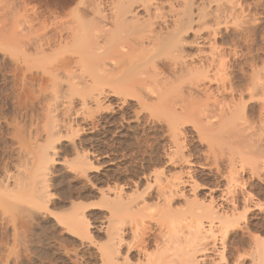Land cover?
<instances>
[{
	"label": "rangeland",
	"instance_id": "1",
	"mask_svg": "<svg viewBox=\"0 0 264 264\" xmlns=\"http://www.w3.org/2000/svg\"><path fill=\"white\" fill-rule=\"evenodd\" d=\"M88 1L83 7L80 0H0V264H110L104 251L110 246L111 238L108 236H111L112 225L116 222L112 208L117 199L116 189H122L124 199L143 190L141 200L145 198L146 204L150 202L149 206L153 200L157 204L153 203L155 208L150 206L153 210L145 211L157 210L162 215L167 208L165 210V198L159 195L158 183L163 179V184H166L176 176L174 182L183 181V185L174 188V198L168 200L173 210L182 208L183 212V207L187 211L194 207L196 212H200L212 200L214 210L219 214L229 212L231 216L235 212L239 216L240 213L239 217L234 213V223L228 226L227 231L224 230L225 235L223 232L218 234L224 242H218L223 245L218 247L227 248V253L234 252V256L248 254L240 264H253L249 253L256 250L262 253L260 246L264 243V0H148L149 3L152 1L150 17L142 7V1L138 5L134 3V12L128 15V21H133L128 22L129 28L121 25L123 29L121 27L120 30L119 26L114 27L115 22H109L112 27L107 26L109 30L113 27L120 30L112 29L118 35L117 39L125 34L121 40L124 48L119 47L120 50L115 51L113 45L116 42L108 38L115 41L116 35L113 33L112 37L110 32L104 36H109L107 39H99L101 45L104 39L106 42L103 44L105 47L96 50L100 53L88 52L90 42L87 43L86 37L89 38V33V36L84 34L83 40L78 36L77 43L71 40L65 45V21L69 19L75 24L70 12L78 7L87 9L91 1L94 2L92 5H102L101 11L113 18L119 8L116 6L123 0ZM134 1L127 0L128 3ZM156 4L158 7H154ZM91 7L87 10L90 11ZM189 8L193 11L192 24L189 23L191 28L187 25L188 30L185 28L182 33L184 40L179 42L177 50L180 55H175L181 56L182 53L183 58L178 57V60L181 58L180 61L185 62L186 69H191V72L176 71V58H173L176 56L171 58L170 53L169 60L167 50H163L158 58L161 64L156 62L161 67H156L162 68L159 71L163 70L168 79L163 74L158 75V79H166L163 78L164 84L162 82L158 95L160 86L153 83L157 79L153 76L156 67L152 64H147L145 70L144 66L139 67L140 60L143 61L141 57L147 60L156 49L146 40L138 44L139 35L135 41L133 27L141 22L145 26L147 21L144 29L153 25L159 28L164 24L162 15L167 16L166 19L170 17L172 23L173 18L185 13L182 9ZM66 13H69V18ZM88 13L86 20L99 17L91 11ZM156 16L158 19L154 18ZM135 17L139 18L136 26L133 25L137 20ZM153 20L159 21L153 24ZM162 27L167 30L166 24ZM45 35L51 37L49 45L41 39ZM127 39L132 41H129L131 44L138 40V46L135 43L130 46ZM72 44L75 51L83 50V59H78L80 54L73 48L76 56L69 48L66 49ZM212 46L217 47L215 54L218 53L213 65L210 60ZM131 47L133 53L130 54ZM101 54L105 60L97 57H102ZM127 57L132 64L136 63L130 64ZM125 63L126 68L122 66ZM124 68L126 71L132 69L127 71L128 75L132 74L133 81L128 82L127 79L132 87L119 83L118 87L123 86V90L120 87L119 90L113 83L117 78L114 80L112 77L114 81L111 82L108 77L121 75ZM142 69L147 72L141 73ZM173 75L179 77L174 79L176 76ZM100 76L102 79L108 77L103 81ZM107 79L111 80L110 86L116 88L110 87ZM179 81L182 83H179L180 92L173 89L170 93L173 83ZM145 82L157 86L156 94L154 89L147 90ZM166 88L169 93L163 92ZM72 89L77 92H72ZM182 104L186 107L183 111ZM171 105L177 113L182 112L181 115L185 116L178 121L175 119L177 126L174 123L172 126L171 117L167 116L174 113H170L174 110ZM51 129H55V133ZM48 134L52 136L50 139L55 136V142V138L50 140ZM44 146L54 152L52 161L48 159L50 171L47 170L45 183L49 198L48 195L44 197L48 198L45 203L42 198H36L37 194L34 195L41 184L38 183L36 188L33 185L37 182L33 179L39 172L38 156L47 151ZM41 150L45 152L41 153ZM167 196L171 197L169 192ZM233 202H237L236 205ZM136 207L132 212L138 209ZM139 210L135 211L134 218L142 213ZM192 211L183 212L181 216H187V219L183 218L187 221L184 223L192 222L193 217V222L196 221L200 213L196 216L197 213ZM192 214L194 216H190ZM79 216L89 221L88 227L82 220L75 221ZM145 218L146 222L149 220L154 224V233L167 232V224L159 226ZM127 220V226L124 222L123 226L125 232L131 229L126 236L130 240L132 230L140 222L132 219L127 224ZM206 223L209 228L210 223ZM212 225L217 231L218 221ZM155 248L153 243L150 250ZM235 261L229 260L227 264H236Z\"/></svg>",
	"mask_w": 264,
	"mask_h": 264
},
{
	"label": "bare ground",
	"instance_id": "2",
	"mask_svg": "<svg viewBox=\"0 0 264 264\" xmlns=\"http://www.w3.org/2000/svg\"><path fill=\"white\" fill-rule=\"evenodd\" d=\"M82 0H80V2H81ZM87 1V0H86ZM86 1H82L81 2V4H82V6L83 5H85L86 6ZM89 1H91V0H89ZM88 1V2H89ZM95 1V0H94ZM128 1H130V0H128ZM133 1V0H132ZM142 1V2H141ZM153 1V0H152ZM151 1V2H152ZM80 2H79V4H80ZM92 2L93 1H91V4H89V5H87V9L88 8H90L91 6H93V7H91V9H90V11H91V13L93 12V14L94 13H96V15L97 14H99L98 16V18L96 17V19H93V18H91V20L89 19V20H86V17H87V15L89 14L88 12H90V11H88L87 9H83L82 8V10H81V8L79 9V7L75 10V11H71L70 13H72V14H69V13H66V16H67V18H69V16H71V17H73V19L72 18H70V19H72V21H74L75 22V24L73 23V22H71V20L69 21V19L67 20V21H65V45H66V43H68L69 44V41H70V43H71V40H75L76 42L75 43H77V40L78 39H80L81 38V36H82V40L84 39L83 37L85 36L86 37V35H84V34H90V36H89V34L87 35V36H89V38H90V40H88L89 38L88 37H86V39H87V43H89L87 46H88V52H96V50L97 49H100L101 48V46H102V48L103 47H105V46H103V44H104V40L105 39H107L106 37H104V36H107L108 34H110V32H112L111 33V35L110 36H112L113 37V33H114V35H116V32L117 31H120L121 29V27H122V29H123V26L124 25H126V27L129 25V23L132 21H128V15L130 14V13H133L134 12V9L135 8H133L135 5H134V3H138L139 2V4H140V2H141V4H142V7L144 6V8H145V10H146V12L147 13H149V14H147V15H149V17H150V14H151V2L149 3V1L148 0H135L134 2H130V3H128L127 2V0H126V2H125V0H123L122 1V3H126V4H119L118 6H116L117 8V10H115L116 12H115V16L113 17L114 18V20H113V18H111V16L110 15H106V13H104L103 11H101L102 10V8L100 7V6H102V5H92ZM95 2H97V1H95ZM187 3V1H184V3ZM84 3V4H83ZM128 3V4H127ZM132 3V4H131ZM158 3V2H157ZM93 4H94V2H93ZM95 4H98V3H95ZM99 4H101V3H99ZM130 4V5H129ZM153 4H155V3H153ZM188 4H190V3H188ZM66 5H67V3H66ZM65 5V6H66ZM105 5H106V3H105ZM108 5V4H107ZM123 5H125V6H123ZM127 5V6H126ZM138 5V4H137ZM136 5V6H137ZM158 4H156V5H154V7L155 6H157ZM186 5V4H185ZM122 8H121V7ZM153 6V5H152ZM191 6V5H190ZM189 6V7H190ZM193 6V5H192ZM84 7V6H83ZM112 7H114L115 8V6H112ZM158 7V6H157ZM159 7H161V5L159 6ZM186 7V6H185ZM187 8V7H186ZM185 8V9H186ZM155 9H157V8H155ZM65 10H67V9H65ZM109 10V9H108ZM144 10V9H143ZM192 10V8H189V9H187V10H183L182 9V11H184L185 13L181 16V17H175V18H173V19H175L174 20V22H173V20H172V23H170V17L168 18V19H166L167 18V16H163L162 14L163 13H161V15H162V17H164V20H163V18H162V21H163V23L164 24H166V31L164 30V27H162V26H164V24L162 25V26H160L159 28H157L158 27V25H156L157 27H155V25H153L152 26V28H150V26H149V28L148 29H144V27L145 28H147L146 27V22L144 23L145 24V26L143 27L142 26V24H143V22H141V24H138V22L137 21H139V18L137 19V17H135V19H137L136 20V23L134 22V24L133 25H137L136 27H133V25H131V27H133L132 29L134 30V32H132V33H134L135 34V38H134V40L136 41V37H137V35H139L138 36V40H140V42L138 43V40H137V42L136 43H138V44H141V41L143 42H145V40L146 41H148V42H151L152 43V45L153 46H151L153 49L155 48L156 50H155V53L154 52H152V53H150L149 55L150 56H148V58H147V60H145L144 61V57L142 56L141 58L143 59V61L142 60H140L141 61V63H142V65H141V63H140V65H139V67L140 66H144V70L146 69L145 68V66L147 67V64H152L153 65V67L155 68L156 66H159V67H161L160 65H156V62H158L160 59H158V58H160V55L162 54V52H163V50H167V53L169 54V55H167V53H166V55H167V58H169V60H171L170 59V57H168V56H171V58L176 54H178V52H177V50L179 51V42L181 43V41H183L184 39H182V38H184V37H182L184 34H182V33H184L185 32V28H187V30H188V27H187V25H189V29L191 28L190 27V24H192V22H191V20H192V14H193V11H191ZM217 10V9H216ZM155 11H157V10H154V12ZM168 11V10H167ZM166 11V12H167ZM181 11V12H182ZM69 12V11H68ZM99 12V13H98ZM112 12H114V9H113V11ZM158 12V11H157ZM211 12V11H210ZM209 12V13H210ZM102 13V14H101ZM174 13V12H173ZM216 13H217V11H216ZM68 14H69V16H68ZM155 14V13H154ZM165 14V13H164ZM178 14H180V13H178ZM203 14V13H202ZM204 14H205V12H204ZM112 15V14H111ZM134 15V14H133ZM132 15V16H133ZM137 14H135L134 16H136ZM153 15V14H152ZM151 15V16H152ZM155 15H157V13L155 14ZM159 15H160V12H159ZM158 15V16H159ZM167 15H169V14H167ZM171 15V14H170ZM172 15H174V14H172ZM176 15H177V13H176ZM89 16V15H88ZM93 16H95V15H93ZM154 16V15H153ZM186 16V18H184ZM91 17V16H90ZM149 17H147V19H145V20H148V18ZM166 17V18H165ZM203 17H206V15L205 16H203ZM202 17V18H203ZM66 18V17H65ZM95 18V17H94ZM132 18V17H131ZM140 18H141V16H140ZM155 19H158V18H160V16L157 18V16L156 17H154ZM130 19V18H129ZM133 19V18H132ZM142 19V18H141ZM151 19V18H150ZM149 19V20H150ZM111 20V21H110ZM144 20V21H145ZM69 21V22H68ZM118 22V24H117V22ZM135 21V20H134ZM143 21V20H142ZM159 21V20H158ZM158 21H155V22H158ZM204 21V20H203ZM68 22V23H67ZM109 22L111 23L112 22V24H113V22H115L116 24H117V26L115 25V23L113 24L114 25V27H117L118 28V26H119V28L118 29H120V30H118L117 28H112V29H117L116 30V32H115V30H112L111 28H110V30H109V27L111 26V24H109ZM129 22V23H128ZM155 22H154V20H153V24H155ZM191 22V23H190ZM70 23V24H69ZM72 23L74 24V25H72ZM132 23H133V21H132ZM140 23V22H139ZM149 23V22H148ZM147 23V24H148ZM150 23H152L151 21H150ZM190 23V24H189ZM120 24V25H119ZM128 24V25H127ZM157 24H159V23H157ZM161 24H162V22H161ZM72 25V26H71ZM110 25V26H109ZM112 25V26H113ZM121 25H123V26H121ZM148 25H151V24H148ZM147 25V26H148ZM173 25V26H172ZM107 26H109L108 28H107ZM111 26V27H112ZM130 26V25H129ZM129 26H128V28H129ZM172 26V27H171ZM107 29H106V28ZM125 27V26H124ZM193 27V26H192ZM126 29V28H125ZM131 29V30H132ZM112 30V31H111ZM114 31V32H113ZM61 32H62V30H61ZM127 32V31H126ZM122 32H120V34H121ZM128 33H130V32H128ZM47 34V33H46ZM118 34V33H117ZM122 35V36H121ZM121 35H119V38L117 39V36L118 35H116V38H115V41H114V38H112L111 39V37L110 38H108V39H110V40H113V42H116V43H114V45L113 46H115V51H117L118 49H119V47L121 48L122 47V45H124V42H122L123 40H124V38L123 37H125L124 35L125 34H121ZM128 35V34H127ZM132 35V34H131ZM78 36H80L79 38H78ZM121 36V37H120ZM42 37V36H41ZM105 38L104 40H103V42H102V45L99 43V39L100 38ZM60 38H62V36L60 37ZM78 38V39H77ZM127 38V37H126ZM125 38V39H126ZM41 39H44V42H45V40H46V42H47V45H49L50 44V39H51V37L49 36V37H47L46 35L45 36H43ZM64 39V38H63ZM80 39V40H81ZM85 39V40H86ZM123 39V40H122ZM182 39V40H181ZM186 39V38H185ZM62 40V39H61ZM116 40H118V41H116ZM122 40V41H121ZM133 40V39H132ZM133 40V41H134ZM195 40V39H194ZM89 41V42H88ZM107 41H109V40H107ZM127 41L129 42H132L130 39L128 40L127 39ZM46 42H45V44H46ZM110 42V41H109ZM108 42V43H109ZM112 42V41H111ZM120 42V43H119ZM129 42V43H130ZM195 42V41H194ZM73 43H74V41H73ZM74 43V44H75ZM106 43V42H105ZM123 43V44H122ZM126 43V42H125ZM135 43V42H134ZM134 43H132L133 45H134ZM135 43V45H137ZM189 43V42H188ZM191 43V42H190ZM67 44V45H68ZM79 44V43H78ZM99 44H100V46H99ZM113 44V43H112ZM131 43L129 44L130 46L132 45ZM73 45V44H72ZM126 46L128 45V43L127 44H125ZM144 45V44H143ZM90 46V47H89ZM112 46V50H113V47ZM129 46V47H130ZM138 46V45H137ZM182 46V45H181ZM211 46V45H210ZM74 47V45L73 46H71V48L70 47H67L66 49H70V51H72V48ZM78 47V46H77ZM100 47V48H99ZM213 47V46H212ZM122 48H124V47H122ZM132 48V47H131ZM131 48H129V52H130V54L131 53H133L131 50H133V48L131 49ZM215 48H217V47H213L212 48V52H210L211 54H213V55H210L211 56V58L212 59H210V60H212V65H213V63L216 61V58H215V53H216V49ZM74 49V52L75 53H78V54H80L79 56H77L78 57V59H79V57L81 58V59H83V56L81 55V53H82V51H75V49L76 48H73ZM120 50V49H119ZM211 50V49H210ZM66 51V50H65ZM68 51V50H67ZM66 51V52H67ZM70 51H68V52H70ZM114 51V52H115ZM67 52V53H68ZM73 52V51H72ZM73 52V54H75ZM112 52V51H111ZM119 52V51H118ZM124 52H126V51H124ZM123 51H122V53H124ZM165 52V51H164ZM177 52V53H176ZM71 53V52H70ZM96 53H100L99 51L98 52H96ZM117 53V52H116ZM119 53H121V52H119ZM128 53V52H127ZM161 53V54H160ZM170 53H171V55H170ZM72 54V53H71ZM77 54V55H78ZM94 54V53H93ZM92 54V55H93ZM104 54V53H103ZM129 54V56L128 57H130L131 55ZM152 54V55H151ZM102 55V54H101ZM106 57H107V55H106V53L104 54ZM104 55H102V57H99L98 55H97V57L100 59H102V58H104L105 56ZM115 55V54H114ZM165 55V56H166ZM175 55V56H176ZM178 55H180V53L178 54ZM217 55H218V53H217ZM217 55H216V57H217ZM75 56H76V54H75ZM74 56V57H75ZM190 56V55H189ZM96 57V56H95ZM123 57V56H122ZM126 57V56H125ZM128 57H127V59H128ZM162 57V56H161ZM178 57H182V53H181V56H176V57H173V58H176V59H174V62H175V69H176V71H178V70H181L182 72H183V70H188V69H186L187 68V64L185 63V62H181L180 60H181V58H179L180 60H178ZM220 57V56H219ZM76 58V57H75ZM164 58H166V57H164ZM183 58V57H182ZM186 58V57H185ZM184 58V59H185ZM218 58V57H217ZM65 59H66V57H65ZM77 59V60H78ZM97 59V58H96ZM98 59V60H99ZM100 59V60H101ZM107 59V58H106ZM115 59H116V57H115ZM124 59V58H123ZM122 58H121V60H123ZM126 59V58H125ZM201 59H203V58H201ZM99 60V61H100ZM103 60V59H102ZM104 60H105V58H104ZM163 60V59H162ZM175 60H177V61H175ZM75 61H76V59H75ZM79 61V60H78ZM77 61V62H78ZM90 61H93V60H90ZM107 61V60H106ZM106 61H101L102 63H106ZM113 61V60H112ZM120 61V60H119ZM128 61H130L129 63L130 64H132V60H130V59H128ZM66 62H67V60H66ZM118 62V61H117ZM125 62V61H124ZM123 62V63H124ZM165 62V61H164ZM164 62H163V65H167V64H164ZM210 62V61H209ZM68 63V62H67ZM67 63H65L66 65H67ZM79 63V62H78ZM97 63V62H96ZM100 62H98V64H99ZM101 63V64H102ZM116 63V62H115ZM119 64H120V62H118ZM134 63H136V62H133V64ZM159 63V62H158ZM166 63V62H165ZM188 63V62H187ZM101 64H100V66H101ZM119 64L117 65V66H119ZM126 64L127 63H125V64H121L122 66H126ZM132 64V65H133ZM139 64V63H138ZM155 64V65H154ZM159 64H161V63H159ZM172 64V63H171ZM209 64V63H208ZM214 64H216V63H214ZM106 64H104V65H102V66H105ZM173 65V64H172ZM121 66V67H122ZM124 66V67H125ZM136 66H138V65H136ZM170 66V65H169ZM174 66V65H173ZM172 66V67H173ZM186 66V67H185ZM66 67V66H65ZM132 67V66H131ZM152 67V66H151ZM152 67V68H153ZM159 67H156V69H154V70H156V73H154L155 71H153V76L155 75L156 77H157V79H154V82L153 83H156V85L159 87V92H157V94L158 95H160V91L162 90L161 89V87H163L162 86V82H163V84H164V80H163V78L165 77V74H163L164 72H163V70H162V72L161 71H159V70H161L162 68H160V69H158ZM163 67V66H162ZM168 67V66H167ZM190 67V66H189ZM199 67V66H198ZM119 68H120V66H119ZM123 68V67H122ZM126 68V67H125ZM124 68V69H125ZM133 68H134V66H133ZM138 68V67H137ZM141 68V67H140ZM163 68H165V67H163ZM185 68V69H184ZM191 68V67H190ZM67 69V68H66ZM106 69V68H105ZM104 69V70H105ZM108 69V68H107ZM127 69H128V67H127ZM143 69H142V71H143ZM172 69V68H171ZM197 69H199V68H197ZM196 69V70H197ZM203 69V68H202ZM68 70V69H67ZM66 70V71H67ZM121 70V69H120ZM120 70H119V72H120ZM123 70V69H122ZM140 70V69H139ZM139 70H138V73H139ZM147 70H148V68H147ZM153 70V69H152ZM174 70V69H173ZM108 71V70H107ZM125 71H126V69H125ZM125 71H123L122 72V74L121 75H117V76H119V77H115V76H113V74H112V76L111 77H108L109 79H112V77H114V80H115V78H117L115 81L112 79V81L111 82H113V83H115V85L117 86L119 83H121V85H123V86H125V87H130L128 84L129 83H127V79H128V82H130V81H133V79H132V74H130L129 73V75L131 76V77H129V75H128V72L127 71H132V69L130 70H127L126 72ZM136 72H137V69L135 70ZM141 71V73H146L145 71H143L142 72ZM175 71V70H174ZM174 71L172 72L173 74H175L174 73ZM181 71H179V72H181ZM184 71V72H185ZM189 72H191V69L190 70H188ZM104 72V71H103ZM109 72V71H108ZM178 72V73H179ZM188 72V73H189ZM110 73H111V71H110ZM73 74V73H72ZM120 74V73H119ZM161 75V74H163L164 75V77H160L161 79H162V81H161V79H158V75ZM183 74V73H182ZM103 75V74H102ZM109 75V74H108ZM111 75V74H110ZM136 76L137 75H140V74H135ZM104 76H106L105 75V73H104ZM127 76V77H126ZM140 76H142V75H140ZM152 76V75H151ZM162 76V75H161ZM169 76V75H168ZM174 76V75H173ZM172 76V77H173ZM176 76V75H175ZM174 76V77H175ZM178 76V75H177ZM177 76H176V78H174V79H177ZM101 77V76H100ZM99 77V78H100ZM107 77H103V79H102V77H101V79L104 81V78H105V80H106V78ZM131 78L132 80H129V78ZM156 77H154V78H156ZM171 77V78H172ZM179 77V76H178ZM200 77V76H199ZM141 78V77H140ZM165 78H167L168 79V77L166 76ZM164 78V79H165ZM171 78H169V80L171 79ZM197 78V77H196ZM199 79V78H198ZM108 80V79H107ZM142 80V79H141ZM166 80V79H165ZM168 80V81H169ZM109 81V80H108ZM110 81H109V86L111 85L110 84ZM176 81V80H175ZM175 81H172L171 80V82H175ZM116 82H117V84H116ZM170 82V84L169 85H171V87H172V83ZM99 83V82H98ZM100 83H102V81H100ZM112 83V84H113ZM146 83V82H145ZM148 83V82H147ZM146 83V88H147V90L148 89H151V91L153 90L154 92H155V89L157 88V86H154V84H153V86H152V84H150V82L147 84ZM169 83V82H168ZM179 83H181L180 81L179 82H177V84H175V83H173L174 85H173V87L174 88H170V90L169 89H164L165 91H163V92H166V93H169L167 90H169L170 91V93H172L173 92V89H175V91L174 92H180L179 90H180V86H179ZM151 86H150V85ZM159 84H161V85H159ZM182 84V83H181ZM120 85V86H121ZM128 85V86H127ZM131 85V84H130ZM168 85V84H167ZM168 85V86H169ZM175 85H177V87L175 86ZM116 86L114 87V85H112V86H110V87H113V88H116ZM119 86V87H120ZM122 86V87H123ZM166 86V85H165ZM165 86H164V88H165ZM183 86V85H182ZM101 87V86H100ZM118 87V86H117ZM117 88V89H119V90H123V88L122 87H120V88ZM132 87V86H131ZM130 87V88H131ZM102 88V87H101ZM100 88V89H101ZM129 88V89H130ZM136 88H138V87H135V89ZM182 88V87H181ZM102 89H104V88H102ZM129 89H127V88H124V90H129ZM161 89V90H160ZM77 90H79V89H77ZM146 90V91H147ZM69 91V90H68ZM74 90L72 89V92H73ZM158 91V90H157ZM71 92V91H70ZM71 92V93H72ZM75 92H77L76 90L74 91V93ZM79 92V91H78ZM162 92V93H163ZM77 94V93H76ZM155 94H156V92H155ZM71 95V94H70ZM159 97V96H158ZM176 103H178V102H176ZM176 103L174 104V106L176 105ZM183 105V106H182ZM180 107H181V110L183 111V110H185L186 109V107H185V105L184 104H182ZM174 106H172L171 105V107L174 109V110H172V112H170V113H173V111H174V113L173 114H171V115H167L168 117H169V119H170V117H171V125L173 126L174 124H175V126H177L176 125V120L177 119H180V118H182V117H185V116H182L183 115V113L182 112H180V114L179 113H177L176 111H177V109L174 107ZM158 107V106H157ZM160 108V107H159ZM156 109H158V108H155V110ZM159 111V110H158ZM233 112L234 111H232V115H233ZM181 113H182V115H181ZM231 113V112H230ZM173 115H174V117H173ZM176 115V116H175ZM179 116V117H178ZM181 116V117H180ZM174 118V121H173V118ZM176 117V118H175ZM178 117V118H177ZM176 119V120H175ZM52 120V119H51ZM178 121V120H177ZM174 123V124H173ZM51 124V123H50ZM52 125V124H51ZM50 126V125H49ZM174 126V127H175ZM201 126H203V125H201ZM205 127V126H204ZM51 128V127H50ZM52 128H54V127H52ZM52 131L53 130H55V129H51ZM58 130V129H57ZM59 132V131H58ZM53 133H55L54 131H53ZM52 133V134H53ZM57 133V132H56ZM51 134V135H52ZM175 134V133H174ZM54 135V134H53ZM49 137H52V136H50L49 134H48V138ZM53 138H55V136L53 137ZM52 138V139H53ZM50 139V138H49ZM52 139H50V140H52ZM54 140H56V138L55 139H53V141ZM48 141V140H47ZM52 141V142H53ZM48 142H50V141H48ZM48 142H47V144H48ZM55 142V141H54ZM53 142V143H54ZM50 144V143H49ZM46 145V144H45ZM47 146V145H46ZM49 146V145H48ZM45 147V146H44ZM43 147V148H44ZM50 147V146H49ZM49 147H47L48 149H49ZM42 148V149H43ZM46 148V147H45ZM44 148V149H45ZM47 148L45 149V151L47 150ZM43 149V150H44ZM52 149V148H51ZM55 148H53V150H54ZM45 151H42L41 150V153L42 152H45ZM40 153V154H41ZM52 153H54L53 151H49V150H47L45 153H42L40 156H42V157H40V156H38L39 158H38V160L40 161L39 162V169H37V171H39V172H37V174H36V177L33 179V180H35V179H37V182H33V185L35 186H33L32 185V187H34V188H36L37 186L36 185H39V184H41V185H39L40 187H38V190H36L35 189V191L36 192H38L39 191V193H36L35 191H34V195H36L37 194V196H36V198L37 199H39V200H41V198L43 199V200H41V201H44V203H45V201L47 202L48 201V198H49V195H48V190L46 189V187H47V185H46V181H47V175H48V171H50L48 168H47V166H48V159H51L50 161H52V158H53V156H52ZM183 156V155H182ZM52 157V158H51ZM41 159V160H40ZM37 160V159H36ZM50 168V167H49ZM48 170V171H47ZM40 176V177H39ZM33 178V177H32ZM159 179V177H157V180ZM175 178H173V181H168V183H166V184H163V179L161 180V179H159V180H161L160 181V183H158L157 181V183L159 184V186H160V189H158V192H159V195L160 196H163L164 198H165V202H166V204H165V210H166V208H167V210L164 212V214H160L157 210H154V211H157V212H148V211H150L149 209H151V210H153V208H150V206H152V205H154L153 203H155L154 202V200H153V203L149 206V205H147L148 203H150V202H148L147 201V204H146V200H145V198H143L142 200H141V198L143 197L142 195H144V194H142L144 191L142 190V193H133L132 195H130V196H126V198L124 199V196L122 195L123 193H122V189H120L119 188V190L118 189H116L117 191H118V193H117V199L114 201L115 203L112 205L113 207V210H114V216H115V220L114 221H116L115 222V224L114 225H112V228H114L113 230H111V231H113V232H111L112 234H111V236H108V237H110L111 239H110V246L106 249V251H104L105 252V254L104 255H106L105 257H108L109 258V260H108V262H111L110 264H227L228 263V261L229 260H236L235 262H236V264H240V263H242L243 261H245V259L247 258L246 256H248V254L246 255V256H244V254L242 255V254H239L238 253V251L239 250H237V252L236 253H238V255L236 256H234L233 254H234V252H232V253H227V248L225 249V247H218V245H220L219 243L220 242H222V240H223V238L220 240L219 238H220V236L219 235H221V233L223 234V235H225L224 233H226L225 231H227V228H228V226L230 227L231 226V224H233L234 223V217L236 216V213H235V216H234V213L230 216V215H228L229 214V212L227 213V214H219L217 211H215L214 210V207H213V205H212V200H211V203H208V205L207 204H205L204 206H203V208H202V210L199 208V210H201L200 212H196V209H193L194 207V205L192 206V204H191V206L193 207L192 209H190V207L191 206H189L188 205V207L187 208H189L191 211H192V213L193 212H195V214H196V216L198 215V213H200L199 214V216H197V219H196V221L195 222H193V219H194V217H193V219H191V221L192 222H190V223H184V222H187V221H184V219H187V216L186 215H184V217L183 216H181V215H183V212H184V214L185 213H187V212H189L190 210H188L187 211V209L186 208H184L183 207V209H185L183 212H182V208L180 209V210H173V208L170 206L171 204H169L170 203V201H168V200H171V198H174V197H172V196H174L175 194L173 193V192H175L174 190L176 189V187L177 186H179L181 183H183V181H177V182H174L176 179H177V176H176V179L174 180ZM189 182H191V181H189ZM37 183V184H36ZM39 183V184H38ZM185 183V182H184ZM186 183H187V181H186ZM185 183V184H186ZM156 184V183H155ZM157 184V185H158ZM188 184V183H187ZM148 185V184H147ZM181 185H183V184H181ZM193 185V184H192ZM191 185V186H192ZM196 185H197V183H196ZM31 186V185H30ZM150 187V186H149ZM153 187V186H152ZM194 187V186H193ZM192 187V188H193ZM34 188H31V189H33L34 190ZM175 188V189H174ZM147 189H148V187H147ZM177 189H178V187H177ZM194 189V188H193ZM169 192V196L171 195V197L169 198L168 196H167V193ZM33 192V191H32ZM176 192H177V190H176ZM157 193V192H156ZM172 193L174 194V195H172ZM181 193V192H180ZM131 194V193H130ZM142 194V195H141ZM48 195V198L47 199H45L44 197H46ZM177 195V194H176ZM179 195V194H178ZM182 195H184V194H182ZM181 196V195H180ZM157 197V196H156ZM35 198V200H37ZM158 198V197H157ZM237 198V197H236ZM238 199V198H237ZM237 199H235V201H237ZM39 200H38V204H40L41 205V202H39ZM163 200V199H162ZM174 200V199H173ZM172 201V200H171ZM239 201V200H238ZM152 202V201H151ZM156 202H157V200H156ZM164 202V203H165ZM191 201L189 200V203H190ZM141 203H144L142 206H141ZM163 203V204H164ZM233 203H235V202H233ZM237 203V202H236ZM236 203H235V205H236ZM155 205H157L156 203H155ZM155 205L154 206H152V207H154L155 208ZM136 206H138V209L140 208V210L139 211H142V213L141 214H139V212H138V214L139 215H137L138 217H141L142 216V218L141 219H137V218H134L133 216H134V213H136L137 212V210H134V212H132V209L133 208H135ZM140 206V207H139ZM202 206V205H201ZM157 207V206H156ZM160 207V206H159ZM172 209H171V208ZM111 208V209H112ZM137 208V207H136ZM195 208H196V206H195ZM198 208V207H197ZM143 209V210H142ZM148 209V211H145V210H147ZM162 210H164V208H162ZM136 211V212H135ZM111 212H112V210H111ZM180 212V213H179ZM222 212V211H221ZM233 212V211H232ZM231 212V213H232ZM125 213V215H123ZM191 213V212H190ZM244 213V212H243ZM75 214V213H74ZM74 214L72 215L73 217H75L74 216ZM245 214V213H244ZM81 215V214H80ZM180 215V216H179ZM239 216H241L240 215V213L238 214ZM189 216V215H188ZM190 216H194L193 214L192 215H190ZM195 216V217H196ZM234 216V217H233ZM239 216H236V217H239ZM135 217H136V215H135ZM145 217H148V218H150V220H153L154 222H156L157 224H159V226H160V224L162 223V225L165 223V224H167L166 225V227L168 226V230H167V232L165 231V232H160V231H158L159 233H157V232H155V233H157V234H155L154 233V231L155 230H153L154 228H153V225L154 224H152V223H150V222H146V220H144V218ZM77 218V217H76ZM75 218V221L77 220V221H80L81 222V220L83 221L82 223H84V225H89V221L87 222V221H85L84 220V217H83V219H81V217L79 216L77 219ZM130 219V221H129V219ZM184 218V219H183ZM192 218V217H191ZM87 219V218H86ZM114 219V218H113ZM128 219V220H127ZM133 219V221H137V220H139V225L138 224H136L135 226V228H134V230H132L133 231V233H132V231H131V233H132V238L130 239V240H127L126 239V236L127 235H129V232H130V230H129V232L128 231H126L125 232V229H124V226H127L126 225V222H125V220H127V224H129L130 222H132L131 220ZM146 219V218H145ZM189 220H190V218H188ZM206 221H205V220ZM236 219H238V218H236ZM88 220V219H87ZM76 221V222H77ZM129 221V222H128ZM167 221V222H166ZM215 221H218V225H219V227H218V225H217V227H218V230L217 231H215L214 230V225H212V224H214V222ZM85 222H87V223H85ZM123 222H124V226H123ZM206 222H208V223H206ZM138 223V222H137ZM205 223L206 224H208L209 225V223H210V225H209V228H207V226L205 225ZM78 224H79V222H78ZM112 224H113V222H112ZM171 225V226H170ZM85 226V227H86ZM114 226V227H113ZM158 226V227H159ZM206 226V227H205ZM214 226V227H213ZM88 227V226H87ZM155 227V226H154ZM85 229H87V228H85ZM217 229V228H216ZM226 229V230H225ZM229 229V228H228ZM127 230V229H126ZM225 230V231H224ZM219 231V232H218ZM218 232V233H217ZM221 232V233H220ZM219 234V235H218ZM110 235V234H109ZM131 235V234H130ZM219 236V237H218ZM108 240V239H107ZM241 241V240H240ZM257 241V240H256ZM219 242V243H218ZM258 242V241H257ZM153 243H155V246H156V250H154V251H152V250H150V248H151V246H152V244ZM218 243V244H217ZM222 243H224V242H222ZM220 246H223V245H220ZM224 246H225V244H224ZM243 246V245H242ZM258 246V245H257ZM260 247H262V253H260L259 254V252H261V251H259V250H256L255 252L253 251V252H251V253H249V255L251 256V258H252V260H253V264H264V243H263V245L262 246H260ZM259 247V248H260ZM223 248V249H222ZM153 249V248H152ZM234 249V248H233ZM235 250H236V248H235ZM255 250V249H254ZM228 252H231L230 250L228 251ZM235 253V254H236ZM229 254V255H228ZM214 256H217V257H214ZM250 258V259H251ZM106 260V259H105Z\"/></svg>",
	"mask_w": 264,
	"mask_h": 264
}]
</instances>
